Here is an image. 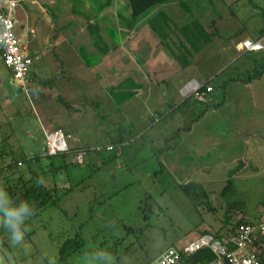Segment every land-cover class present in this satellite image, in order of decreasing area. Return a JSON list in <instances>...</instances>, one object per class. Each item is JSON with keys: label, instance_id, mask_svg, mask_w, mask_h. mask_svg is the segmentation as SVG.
<instances>
[{"label": "rangeland", "instance_id": "rangeland-1", "mask_svg": "<svg viewBox=\"0 0 264 264\" xmlns=\"http://www.w3.org/2000/svg\"><path fill=\"white\" fill-rule=\"evenodd\" d=\"M7 2L0 0V8ZM127 2L115 0L104 9L107 51L104 77L99 78L79 55L82 47L87 52L93 51L94 43L86 28L87 20L74 15L75 1L19 0V18L20 13H30L35 28L29 43L35 40L37 45L29 49L41 58L32 66L27 91L12 82L0 60V88L8 94L3 99L0 91V149L14 153L0 157V163L23 159L22 169L28 176L35 173L40 183L58 188L59 203L17 221L21 234L18 241L13 238L15 230L8 224L7 216L0 214V264H155L168 247L191 241L205 228L217 231L222 224L227 227V223L240 216L255 221L264 211V111L258 110L264 109V104L247 107L249 111L243 112L238 102L243 94L251 96L253 87L250 89L246 83L264 70V62L255 63L250 55H240L224 75L238 77L241 83H232L227 92L220 85L221 77L213 80L216 103L223 105L229 101L230 105L213 117H206L199 129L204 135L213 133L215 140L221 142L214 146L220 149L216 156L220 161L211 175L205 171L200 189L203 194L193 198L191 189L188 192L185 186H180L179 178L163 169L162 143L172 130L164 122L142 128L143 121L151 124L155 117L161 116L165 121L164 113L156 115L150 106L144 109L131 102L118 104L111 94L116 85L117 24L123 19L121 15L128 14ZM189 3L192 12L198 9L206 14L203 18H219L215 26L219 29L220 44L212 50L213 54L210 52L214 58L206 70L230 59L233 49L229 45L233 40L264 36V0H189ZM156 9H182L184 17L180 18V25L183 19L196 18L193 13H186L178 0L152 8L140 18L145 20ZM200 22L208 30V25L201 19ZM74 31L76 37L69 38ZM58 38L60 41L54 44ZM179 40L182 45L174 42L169 47L192 60L191 54H195L180 35ZM60 59L67 63L59 67ZM243 63L250 66L243 68ZM261 86L264 88V81ZM166 93L171 94V88ZM60 97L76 105L80 100V103L91 99L102 102L75 114V135L81 140L76 145L85 150L83 163L75 162L72 153L48 156L40 147L46 122L38 111L37 99L57 102L68 111ZM187 104L189 108L198 105L205 109L209 102L191 98ZM196 111L190 109L187 116ZM211 141L214 139L207 142ZM69 144H73L72 137ZM109 146L113 149H107ZM238 152L243 158L237 156ZM230 180L231 190L224 192ZM62 247H65L63 256Z\"/></svg>", "mask_w": 264, "mask_h": 264}, {"label": "crops", "instance_id": "crops-1", "mask_svg": "<svg viewBox=\"0 0 264 264\" xmlns=\"http://www.w3.org/2000/svg\"><path fill=\"white\" fill-rule=\"evenodd\" d=\"M35 1L32 2L35 3ZM182 12V9L179 11L156 9L145 20L139 18L135 22L125 19V17L129 19L128 12V14L118 22L116 35V85L112 87L113 91H111V94L117 92V94L121 96L122 92L130 91L133 95L118 104L131 102V105H141L144 109H147L148 106H150L156 115H158V113H164L165 121L161 120V116L159 118L155 117L151 124L150 122L143 121L142 128L151 127L154 123L164 122L166 123L167 128L172 130L170 133H166L167 141L165 140V142L162 143L165 152V157L162 162L163 169L175 178H179L178 182L180 186H185L188 192L189 189H191L193 192V198H197L200 197V194H203L200 189L203 176L206 173L205 171H209L207 174L211 175V171L214 168L219 167V164L217 163L220 160L216 156L220 153V149L214 148V146L221 144L220 141L215 140V135L213 133L211 135H204L202 132L200 133L199 129L203 128L206 117H213L216 113L218 114L220 110L225 109L230 105L229 101H226L223 105L216 103L217 96L213 95L216 86L214 85L213 80L221 77L220 85L225 86L224 92H227L231 89L232 83H241L239 82L238 77L229 74L224 75L230 67H233L236 59L242 54H248L253 60L246 59V61L252 60L255 63L261 61L263 63L264 50L249 51V53H245L246 51L241 50L240 45L243 40L238 42H234L233 40L232 45H229V47L233 49V54L230 59L221 64L218 63L216 66H212L206 70V67L214 58V55H211L213 54L212 50L220 44V39L218 37L219 29L215 26L216 21L219 18L216 20H211L210 17L205 19L203 17H205L204 15L206 14L203 11H198V9L194 12L191 10H185L186 13H193L196 18L191 17V19L186 21L183 19L182 24L180 25V18L184 17ZM20 14V33L22 34V31L24 33V30L27 29L35 31L34 25L31 22L30 13ZM76 16L80 17V15ZM200 19L205 25H208V30L202 25ZM94 21L95 20H91V22ZM97 21L101 26L100 34L104 38V11L101 13ZM175 22H178L179 24L176 26L174 25ZM86 28L88 29V25ZM71 32L69 33V38H72V36L76 37L75 31L73 35ZM179 35L185 39L192 53L195 54H191L192 60L182 56L180 51H174L169 47V45H173L174 42H178L182 45L179 40ZM31 37L32 34L30 33L29 38ZM60 39H56L54 44H57ZM262 39L264 43V36ZM45 41L48 42L47 39H45ZM33 45H37L35 44V40H31V43L27 46V51L31 54H39L36 51H31L29 49ZM102 46L104 47V44H102ZM93 47L94 50H88V52L98 55L99 48L94 44ZM252 53L260 54L251 56ZM79 55L81 57V49H79ZM81 60L83 61L82 58ZM64 63H67V61H60L59 67L64 66ZM83 63L86 65L84 61ZM86 66L89 67L88 65ZM249 66V63H243L241 67L248 68ZM194 67L200 69H193ZM5 68L11 75L10 70L6 66ZM89 68L93 69L94 72L100 76L99 78L104 77V54L101 55L100 62ZM28 79L29 81H32L30 74ZM192 79H196L202 84H210L214 88L205 101H202L204 103L209 102L205 109H202V106L198 105L189 108L187 102L194 97H186L181 93V88ZM263 81L264 76L262 75L259 78H254L246 83L250 89L253 87L251 96L249 94H243L242 98H240L239 93L235 94L239 97V106L243 109V112L249 111L247 107L257 108L258 103L264 104V88L261 86ZM12 82L16 84L13 78ZM170 88L171 94L166 93V90L170 91ZM0 91L3 93V99L8 97V94L3 92V88H0ZM43 93H46V88L43 89ZM60 95L61 94H59V96ZM60 99L62 102L65 100L61 97ZM37 100L39 101L37 104L38 111L43 116L42 118L44 119V122H46L45 126L42 127L44 137L41 139L40 144V147L44 149V152L46 153L45 130L53 129H62L66 133L72 135V151L82 148V146L76 145V143L81 140L75 135L77 130L75 125V114H82L83 110L91 109L94 106L98 107L102 102L91 99L80 103L82 102V100H80L79 103H77L78 105H76L73 102L66 100L72 106V108H68L69 110L67 111L61 106V104L58 106L57 102L54 104L53 102L51 103L50 100L44 98H38ZM192 108L197 109L196 113L193 112L192 115L187 116L189 110ZM258 110L264 111V109ZM250 111L256 112L254 109ZM144 112L146 111L144 110ZM72 118L74 121L71 120ZM209 139H214V141L207 142ZM4 152L5 155H10L13 153V150L6 152L0 149V153ZM237 156L243 158L239 152L237 153ZM4 161L8 162L7 160ZM239 221L254 222L246 220L244 216H240L237 220L233 219V221L227 223V227L222 226V224L217 231H211L210 229L205 228L196 233L193 239L206 231L215 233L219 232L221 235H225V233H229L232 226ZM255 221H264V211H261L259 219Z\"/></svg>", "mask_w": 264, "mask_h": 264}, {"label": "built area", "instance_id": "built-area-1", "mask_svg": "<svg viewBox=\"0 0 264 264\" xmlns=\"http://www.w3.org/2000/svg\"><path fill=\"white\" fill-rule=\"evenodd\" d=\"M18 4L19 0H8L0 10V59L10 70L15 83L27 91L30 84L28 76L41 55L27 51L30 33L33 34L34 30L27 29L20 33ZM240 45L241 50L246 52L264 50L263 39L246 38ZM213 90L210 84L192 79L181 88V93L183 96H193L196 100L205 101ZM45 136L47 155L72 153L75 162H84L85 150L71 149V134L62 129H53L45 130ZM107 149H113V146ZM203 249L214 255L213 260L207 264H264V221L241 223L234 233L228 235L218 236L211 231L202 233L181 246L168 247L155 264H187L189 257Z\"/></svg>", "mask_w": 264, "mask_h": 264}, {"label": "trees", "instance_id": "trees-1", "mask_svg": "<svg viewBox=\"0 0 264 264\" xmlns=\"http://www.w3.org/2000/svg\"><path fill=\"white\" fill-rule=\"evenodd\" d=\"M73 1L76 2V6L73 8L74 14L80 15L88 21V30L90 36L94 42V45L99 48L100 54L98 55L87 52V50H85L83 47L81 48V57L83 61L89 67H93L98 62H100L101 55L107 51V49H104L102 46V44H104V38L100 34L101 26L97 20L104 9L111 7L115 0ZM170 1L171 0H128L126 6L129 12V19L127 17H125V19L135 22L146 11ZM178 1L181 8L184 10H190L189 0ZM78 6H83L84 8L79 9ZM1 9L3 8H0V10ZM121 17L124 18L123 15H121ZM91 20L95 21L91 22ZM263 73L264 70H262L261 73L254 74L253 77L251 76L249 78L250 81L254 78H259L263 75ZM113 94L119 103L133 95L130 91H125L124 93L122 92L121 96H119L117 92H113ZM63 102L68 108H72V106L67 101L63 100ZM63 154L65 155L67 153ZM4 155L5 152L0 153V157H3ZM23 164H25L23 159H12L9 163L6 161L0 163V198L3 201L2 208L4 209L1 210L0 214H3L4 216H7L6 210L19 209L22 206L25 207L26 211L21 214V217L38 215L49 205H58L59 203L58 188L56 186L48 187L43 183H40L35 173H33L31 176H28L22 169ZM231 184L232 180L229 181L228 185L224 189V192L231 190ZM241 223H244V221H239L234 224L230 229V232L225 233V235L234 233ZM0 229H2V226ZM216 235L220 236L221 234L218 232ZM60 252V254L63 256L65 247H62ZM213 258L214 255L211 251L203 249L189 257L187 259V264H207V262L212 261Z\"/></svg>", "mask_w": 264, "mask_h": 264}, {"label": "clouds", "instance_id": "clouds-1", "mask_svg": "<svg viewBox=\"0 0 264 264\" xmlns=\"http://www.w3.org/2000/svg\"><path fill=\"white\" fill-rule=\"evenodd\" d=\"M3 205V201L0 200V210H4L2 208ZM26 211L25 207H20L19 209H10V210H6V214H7V222L8 224L15 230L14 231V239L15 240H20L21 239V234L17 228V221H19L22 217L21 214Z\"/></svg>", "mask_w": 264, "mask_h": 264}]
</instances>
